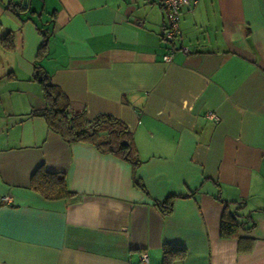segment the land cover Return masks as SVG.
<instances>
[{"label":"crops","instance_id":"crops-1","mask_svg":"<svg viewBox=\"0 0 264 264\" xmlns=\"http://www.w3.org/2000/svg\"><path fill=\"white\" fill-rule=\"evenodd\" d=\"M25 1L17 16L8 8L22 0H0V33L12 34L0 48V264H264V0H199L173 43L156 0ZM38 30L71 108L127 128L145 193L129 162L35 115ZM39 168L64 176L69 198L32 192ZM170 196L163 216L154 202ZM226 205L239 240L220 237Z\"/></svg>","mask_w":264,"mask_h":264},{"label":"trees","instance_id":"trees-1","mask_svg":"<svg viewBox=\"0 0 264 264\" xmlns=\"http://www.w3.org/2000/svg\"><path fill=\"white\" fill-rule=\"evenodd\" d=\"M19 6L8 8L17 16L25 14L28 10L25 0ZM1 32V28H0ZM42 37V44L34 58L33 79L42 87L44 108L35 115L42 117L48 128L58 133L67 143H83L94 147L101 154L112 155L132 166L133 186L144 192L142 183L136 178L139 161L132 147L131 135L127 128L118 120L108 115H98L92 120H87L85 112H75L68 100L60 90L50 82V75L43 67V61L48 56L47 33L38 30ZM0 48L12 49V34L0 33ZM30 190L46 201H58L69 198L70 193L62 175L47 173L43 168L37 169L30 177ZM175 197H168L162 202H154V206L163 216H169ZM249 218H246V220ZM244 223L239 222L235 211H230L228 206L220 218V237L223 239H237L238 230ZM253 227V224H252Z\"/></svg>","mask_w":264,"mask_h":264},{"label":"built area","instance_id":"built-area-1","mask_svg":"<svg viewBox=\"0 0 264 264\" xmlns=\"http://www.w3.org/2000/svg\"><path fill=\"white\" fill-rule=\"evenodd\" d=\"M199 0H156V2L163 8L167 20V27L163 33V39L167 42L173 43L180 39L181 32L179 29V20L183 9H193ZM179 50L184 54H188V48L185 46H179ZM175 49L172 48L162 58L164 63L171 61L172 55ZM208 119H214L212 114L208 115ZM5 204H9L11 199L9 197L2 198ZM139 264H147V256L145 254L140 255Z\"/></svg>","mask_w":264,"mask_h":264},{"label":"water","instance_id":"water-1","mask_svg":"<svg viewBox=\"0 0 264 264\" xmlns=\"http://www.w3.org/2000/svg\"><path fill=\"white\" fill-rule=\"evenodd\" d=\"M27 7H28V5H27Z\"/></svg>","mask_w":264,"mask_h":264}]
</instances>
